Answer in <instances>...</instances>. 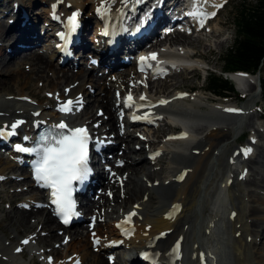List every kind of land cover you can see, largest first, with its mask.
<instances>
[{
    "label": "bare ground",
    "instance_id": "obj_1",
    "mask_svg": "<svg viewBox=\"0 0 264 264\" xmlns=\"http://www.w3.org/2000/svg\"><path fill=\"white\" fill-rule=\"evenodd\" d=\"M137 1L0 0V4L5 5L0 14V18L3 17L4 20L0 19V41L4 43L0 50L6 51L8 45L11 48L5 54L6 57L0 53V130L5 133L0 135V143L5 142L4 145L0 144V177L3 178L0 179V188L11 185L14 188H11V193L15 194L9 195L8 189L3 196L11 201L6 204L5 210L14 211L8 214L6 221H0V264H105L106 256L109 260L112 255L113 246L110 245L118 243L124 244L125 248L117 250L116 264H151L150 261H154L153 264H264V164L260 166L256 162L260 157L264 158V149L259 150L264 147V113L258 111L263 98L260 91L262 75L233 73V78L239 85V93L245 99L237 93L219 95L221 97L207 96L205 91L208 88L205 85H202L206 87L202 95L194 94L201 86H192L195 90L191 93H173V90L170 93L164 89L156 91L155 85L151 88L155 87L151 93L158 95H151L149 89L152 81L144 83V75L137 74L135 63L120 73L117 71L122 66L116 65L112 74L107 72L108 62L115 59V63H118L117 57L105 54L103 61L99 59L96 66L90 61L98 57L87 53L84 56L87 58L85 64H82V60L78 63L81 47L90 40L93 46L100 45L96 41L98 36H92L95 30L89 31L90 23L97 24L95 19L107 14L115 16L121 11H129ZM173 1L165 0V14L171 12L182 22L179 20L170 27L169 34L162 35L157 29L148 42L152 43V48L162 58L171 57L164 50L158 49L163 46L162 42L166 48L171 45L184 64L183 67L172 70L171 72L178 73L171 74L166 81L173 76L197 72V75L187 77L192 80L198 78L200 73L192 64H196L198 60L201 66L207 65L202 64L206 62L203 58L199 59L192 49L197 39L201 37L203 40L205 31L196 27L192 34L189 30L184 33L183 21L186 18L181 10L176 11L182 0H176V5L172 4ZM202 1L204 7L212 12L216 13L222 8L213 5L223 3V0ZM224 5L225 3L223 7ZM72 12H77V28L82 40L75 49V61L61 65L59 61H55V57L58 58L55 50H50L47 45L44 48H34L50 37L53 18L66 16L68 13L70 16ZM219 25L217 32H221L223 26ZM162 26L163 20L158 22V28ZM214 29L206 31L210 32L211 38H215ZM166 39H173L174 43H166ZM20 40L26 46L23 48L24 52L19 53L16 58L14 48L16 49L15 44ZM182 41L184 45L178 44ZM22 62L31 69L29 75L22 71ZM156 63L160 64L161 60ZM72 68L81 70L73 72ZM98 68L101 69L100 76L91 77V81H96L98 86L88 85V76ZM12 70L18 73L16 77L11 76ZM47 71L50 76H46ZM160 71L161 68L157 67L153 78L160 76ZM140 80L143 83L140 84ZM31 82L39 83V88L46 90V95L40 96L41 99L33 98L31 95L35 93L27 91ZM160 86L158 84V88ZM67 87H70L69 91L63 90ZM131 87H139L142 91L134 94L130 92ZM110 91L113 94L108 99ZM129 95L132 97L131 102L127 100ZM141 96L146 99L141 100ZM44 98L51 100L45 103ZM161 100L167 103L161 104ZM68 101H72L71 115L61 110V106L67 105ZM127 103H132L129 113L144 105L143 110L137 114L143 117L150 128H129L126 120H119V116H125ZM225 109H237L238 112ZM135 114L136 112L132 113ZM173 118L176 122L172 126L168 122ZM251 119H255V124L249 126ZM17 121L23 123L13 129L11 125ZM42 121L57 125L64 122L68 128H86L100 142L106 143L103 146L106 149L103 153L106 160L109 159L108 155L112 156L116 152L111 163H105L106 166L111 165V170L97 173L95 185L90 188L97 193L98 199L89 195L87 205L81 208L88 226L84 224L73 230L64 229L62 235L57 234L58 230L63 229L62 226L53 212L45 206V194L31 189L35 185L30 179V172L27 169L22 172L23 168L16 161H12L11 157L5 158L4 153L2 154L3 151L9 152L6 149L20 142L15 137L20 139L23 131ZM121 124H126V129L122 130ZM245 128L248 130L243 134ZM246 134L251 138L245 147L239 148L238 140ZM134 139L140 143H135ZM129 141L133 144H129ZM136 155L139 157H135ZM166 161L167 165L163 166ZM119 162H124V166L118 167ZM139 168L143 169L141 176ZM130 170H139V176H133L134 173ZM112 171L116 174L110 176ZM181 176L183 179H179ZM146 177L151 179V183L144 182ZM28 178L30 182L23 181ZM120 181L124 183L123 187ZM251 188H254L253 192ZM107 190L114 195L113 198L123 202L117 207L118 212L113 217L109 213L113 212L109 210L112 208L109 206L110 202L113 201ZM147 194L149 200L145 197ZM105 197H108V201ZM102 199L103 204L100 203ZM112 206L116 204L113 203ZM133 212L136 232L125 238L117 225ZM28 213H38L31 221L33 225L30 224ZM92 217H96V228L92 230L95 238L90 242ZM113 218L115 222L112 221ZM108 219L110 221L105 224ZM45 220L48 222L45 223ZM111 221L109 231L103 232ZM42 225L48 232H42ZM20 228L25 229L19 232ZM36 232H41L42 238L50 239H41L37 244L34 240ZM11 235L13 236L10 237ZM80 236L88 241H78ZM24 240L29 243H22ZM64 240L67 243L64 244ZM97 240L99 244L95 246ZM52 243L57 254L44 246ZM177 245L179 248L175 250ZM17 248H22L27 254H17ZM84 252L86 254L82 255ZM142 254L145 255L140 257Z\"/></svg>",
    "mask_w": 264,
    "mask_h": 264
},
{
    "label": "rangeland",
    "instance_id": "obj_2",
    "mask_svg": "<svg viewBox=\"0 0 264 264\" xmlns=\"http://www.w3.org/2000/svg\"><path fill=\"white\" fill-rule=\"evenodd\" d=\"M84 1H86V0H84ZM22 3H24L23 1H21ZM256 2V0H248L247 2H244V0H226V3H225V5H224V7H222L221 8V10H220V13H219V16H218V19H216V20H214V22L210 25V27L208 28V29H210V31H212V29H214V31H213V34H214V36L213 37H215V38H211L210 37V32H206L205 31V33H204V37H203V40H202V38L200 37V39H197L198 41H196V42H194L193 43V53L194 54H196L197 56H198V58L200 59V58H203L204 59V61L206 62V63H202V64H207L208 65V67H209V69H210V71H208V73H206V72H200L199 73V77L198 78H195V79H192V80H190L189 78H187V77H189L190 75H197V72H192V73H190V74H188V75H185V74H181V75H179V76H173V77H171V79H173L172 81H171V79L170 80H167L166 81V79H164V78H154V79H152L151 81H152V83L150 84L151 85V87H150V89H149V93L151 94V95H158V94H154V93H151L154 89H155V87H154V89H152L151 90V88L155 85V86H157L156 87V91H158V90H163L164 89V91L165 92H170V93H172V90L174 91L173 93H177L178 91H182V92H185V93H191L193 90H195V88H192V86H196V87H199V86H201L199 89H196L197 90V92H195L194 94H197V95H202V92L203 91H205L206 90V87L205 86H207L208 87V85H207V83H208V79L210 78V77H212V76H216V77H219V76H222V69H223V67H224V64H223V60H224V57H225V54H226V52H227V50L228 49H230L231 48V46H232V44L234 43V40H235V38H236V30H235V26H234V22H233V15L237 12V9L238 8H247L248 6H249V3H255ZM38 3H41V2H38ZM89 3H90V1H89ZM36 7V6H35ZM34 7V8H35ZM41 7H44L43 5H41ZM3 8H5V5H2V4H0V14H2V12H1V10L3 9ZM24 8H25V6H24ZM33 8V9H34ZM40 12V11H39ZM26 16V15H25ZM42 16V15H41ZM0 19H2V21H4L3 20V17L2 18H0ZM7 22V21H6ZM219 24H223V26L221 27V29H220V31L221 32H217L218 30H219V27H220V25ZM216 26V27H215ZM217 26H218V28H217ZM38 27H40V25H38ZM37 28V27H36ZM216 30V31H215ZM10 31V30H9ZM49 32H52V30H49ZM50 35H52V33L50 34ZM5 36V35H4ZM3 36V37H4ZM1 37V36H0ZM9 40V39H8ZM44 41L45 40H42L40 43H38V44H36L37 46H35V48L34 49H37V48H41V47H43L44 48V45H43V43H44ZM19 42H21V40L20 41H18L16 44H15V47H16V49L14 48V50H15V57L17 58L21 53H23L24 52V50H23V48H24V46H26V45H22V44H24V43H19ZM172 43L173 42V39H172V41H171V39L170 40H168V39H166V43ZM174 43V42H173ZM183 43V41L181 42V43H178V44H181V45H184V44H182ZM3 42H1L0 41V47L1 46H3ZM162 44L164 45V43L162 42ZM17 45V46H16ZM9 46V47H8ZM6 48H7V50L6 51H3V49H1L0 50V53H2V55L3 56H5L6 57V55L5 54H7V52H9L10 51V45H8ZM5 47V46H4ZM158 47H159V45H158ZM40 53H44L43 51H39ZM20 53V54H19ZM203 53H206V54H203ZM47 57V56H46ZM86 59L87 58H84L83 59V61H82V64H85L84 62H86ZM7 60H9V56H8V58H7ZM25 64V62H22V64H21V69H22V71L24 72V73H26L27 75H29L30 74V70L28 69V65H24ZM196 64L198 65V66H201V62H198V60H196ZM128 68H130V67H124L122 70H120V71H118V73H120L121 71H123V70H127ZM59 70V69H58ZM64 70V69H63ZM65 70H68V69H65ZM64 70V71H65ZM81 70V68L80 69H76V68H72L71 69V71H73V72H79ZM113 73V72H112ZM112 73H110V74H112ZM173 74H175V73H178V71H174V72H172ZM17 74L18 73H16V71H14V70H12V72H11V76L12 77H16L17 76ZM100 74H101V69H97L96 71H92L91 73H90V75L88 76V80H90L89 82H88V85L89 84H92V85H96V86H98L97 85V83H96V81H91V77H93V76H100ZM60 75H62V73L60 74ZM261 75H262V83L264 82V68H263V70H262V73H261ZM46 76H50V72L49 71H47V74H46ZM0 78H2V74H0ZM35 77H33V79H34ZM32 78L30 79V80H33ZM166 81V82H165ZM140 83L142 82V80H140L139 81ZM165 82V83H164ZM33 83V84H32ZM158 84H160L161 86L158 88ZM174 84H176L177 86H175V87H173L172 85H174ZM202 85H205V86H202ZM31 88H30V87ZM68 86V85H67ZM61 87H62V85H61ZM30 88V89H29ZM59 89H61L60 87H59ZM69 89H70V87H67V88H65V89H63V90H65V91H69ZM131 89V91L130 92H134V94L135 93H139L140 91H142L139 87L137 88V89H134V87H131L130 88ZM133 89V90H132ZM89 90V89H88ZM95 90L97 91V88H95ZM191 90V91H190ZM28 92H34L35 93V95H31L33 98H38V99H41V97L40 96H44V95H46V90L44 91V90H41L40 88H39V83H34V82H31V83H29L28 84V90H27ZM117 93V92H116ZM236 93L238 94V95H241L239 92H237L236 91ZM112 94H113V92H109L108 93V95H109V98L108 99H110L111 97H112ZM159 94H162V93H159ZM205 94L207 95V96H214L213 94H212V92H209V90L207 89L206 91H205ZM227 94H232V93H227ZM81 96V95H80ZM88 96V95H87ZM88 98H90V97H88ZM94 98H96V97H93V99ZM45 100V103H47L48 101H50L51 99H46V98H44ZM92 99V98H91ZM29 101H31V99L29 98ZM112 103H113V101L111 102V105H112ZM263 109V110H262ZM44 110L46 111V112H48L47 111V109L46 108H44ZM84 110H86V109H84ZM92 111H95V110H92ZM258 111L259 112H261V113H264V99L262 98V100H261V102L259 103V109H258ZM83 115V114H82ZM105 116V118H106V115H104ZM114 117L116 118V112H114ZM253 121V122H252ZM255 124V119L254 120H252L251 119V121H250V124H249V126L251 125V124ZM107 125H109V126H111L112 124H107ZM248 126V127H249ZM168 129H169V127H167ZM246 130H248V128H245V130H244V132H243V134H245V132H246ZM166 132H167V130H166ZM249 134V133H248ZM248 134H246L245 136H243L242 135V137L238 140V146H239V148H243V147H245L246 145H247V143L249 142V139L251 138V136H248ZM130 142V143H129ZM128 143L129 144H133V142H131V141H129ZM134 142L135 143H140L137 139H134ZM119 143V142H118ZM117 143V144H118ZM122 144H124V145H126V143L125 142H121ZM262 144L264 145V139L262 140ZM141 145L144 147V145H143V143H141ZM264 149V147H260L259 148V150L261 151V150H263ZM116 154V152H114V154L112 153V156L113 155H115ZM120 155H122V152H120ZM4 157H7V155L5 154V156ZM135 157H139V155H136ZM260 159V160H259ZM256 162L258 163V165H262V164H264L263 163V161H264V158L263 157H260ZM109 163H111V161L109 162ZM124 163V162H123ZM167 165V161L163 164V166H166ZM117 166H118V164H117ZM110 167V169H111V165L109 166ZM140 169V176H141V174H143V169H141V168H139ZM23 172H25V171H23ZM112 172H114V173H116L115 171H112ZM130 172H132V173H134V174H132L133 176H139V170L138 171H133V170H130ZM138 172V173H137ZM159 172H161V170L159 171ZM259 178V177H258ZM29 179V178H28ZM26 180V179H24L23 181L25 182V181H29L30 182V179L29 180ZM254 179V178H253ZM252 179V180H253ZM260 179V178H259ZM144 180V179H143ZM151 179H149V178H145V180H144V182L146 183V184H149V183H151V181H150ZM262 182H264V181H262ZM261 182V183H262ZM2 187V186H1ZM130 187L132 188L133 187V185H130ZM262 187V186H261ZM11 188L12 189H14L13 188V186H11V185H9V186H3L2 187V189L0 188V221H6L7 220V217H8V214L10 213V212H12V211H14V210H12V211H10V212H7L6 210H5V208H7V205L6 204H8L9 202H11V201H9V199L8 198H4L3 196L6 194V190H10V194L9 195H15L14 194V192L13 193H11ZM32 189V188H31ZM252 189L254 190V188H251V192H253L252 191ZM32 190H34V189H32ZM101 192V191H100ZM94 195H95V198L97 199V193H94ZM113 195V194H112ZM109 197H110V199H111V201H113V202H110V205L109 206H111L112 208L111 209H109V210H112L113 212H111V211H109V213L111 214V216L113 217L114 215H116V213L118 212V210H116L117 209V207L119 206V205H122L123 204V202L122 201H120L119 199H116V198H113V197H111L110 195H109ZM145 197H147L148 198V200H149V195L147 194V195H145ZM144 197V198H145ZM18 198H21V197H18ZM139 198H140V194H139ZM104 199H106L107 201H108V197H105ZM104 199H102V201L100 202L101 204H103L104 203ZM128 201H129V198L127 199ZM113 203H115L116 204V206H112V204ZM13 204H11V206H12ZM97 205V204H96ZM121 211H125V210H121ZM13 213V212H12ZM38 213H40V212H38ZM38 213H31V215H30V213H28L29 215H28V219L30 220V224L31 225H33L32 223H31V221H32V219H34L33 217H34V215L35 214H38ZM110 220L108 219L107 220V222L105 223V224H108V222H109ZM112 221H114V218H113V220ZM112 221L109 223L110 225L109 226H107V228H105V230L103 231V232H106L107 233V231H109V228H110V226H111V223H112ZM250 221V220H249ZM45 223H47L48 222V220H45L44 221ZM115 222V221H114ZM250 223V222H249ZM42 227H43V231L42 232H48L47 230L48 229H46L45 227H44V225H42ZM25 228H20L19 229V232L20 231H22V230H24ZM73 229H75V228H71L70 230H73ZM40 230V228H38L37 229V231H39ZM46 230V231H45ZM65 230L64 229H62V230H58L57 232V234H59V235H62V232H64ZM76 231H80V230H76ZM92 231V230H91ZM32 232H34V231H32ZM93 232V231H92ZM6 234H8V232H6ZM29 234H31V233H29ZM80 234V233H79ZM13 235H11L10 237H12ZM153 236V235H152ZM82 236H80V237H78V241H84V240H86L85 239V237L83 236V238H81ZM92 237H95V236H93V233H92V236H91V239H89V241L90 242H92L93 241V238ZM81 238V239H80ZM88 238V237H87ZM41 239H50V237H46V238H42V236H41V232H39V233H34V240L37 242V244L38 243H40V240ZM18 240V239H17ZM61 240V238H59V241ZM86 241H88V240H86ZM63 242H65V241H63ZM18 243V242H17ZM16 243V244H17ZM15 244V245H16ZM44 246H45V248L46 249H48V248H51V252L53 253V254H57L58 253V251L57 250H55L53 247H54V243H52V245H47V244H44ZM125 248V245L124 244H117L116 246H113L112 247V254L115 256V254H117V250H119V249H124ZM92 249V248H91ZM93 250V249H92ZM85 251V250H84ZM22 253L23 254H27V251H22ZM94 254H96L95 252H93ZM52 254V255H53ZM84 254H86V252H84L82 255H84ZM54 256V255H53ZM88 255H85V257H87ZM108 262V264H111V261H109L108 260V257L106 256V258H105V264Z\"/></svg>",
    "mask_w": 264,
    "mask_h": 264
},
{
    "label": "snow or ice",
    "instance_id": "obj_3",
    "mask_svg": "<svg viewBox=\"0 0 264 264\" xmlns=\"http://www.w3.org/2000/svg\"><path fill=\"white\" fill-rule=\"evenodd\" d=\"M223 3L213 5L216 8L223 7ZM193 15H200L204 17L206 15L215 16L216 13H193ZM72 22L75 23V17L72 18ZM201 26H203L204 20H200ZM152 58L155 59V54H152ZM144 59V58H142ZM146 99L141 96V100ZM129 102L132 101L131 95L127 98ZM72 101H68L67 105H71ZM161 104L167 103V101H160ZM126 106L131 107L132 103H127ZM144 105H140L143 107ZM62 111H69L67 106L62 107ZM225 111L234 112L237 109H225ZM134 119H142L143 117L134 116ZM23 121H17L11 125L15 129ZM61 130L66 129L68 126L61 122L54 126ZM9 135L13 133H8ZM0 135H4L3 130H0ZM186 135V134H185ZM89 136L87 129L84 127L69 129V134L65 135L63 131L52 135L51 133L46 136H41L37 142V147L32 149H22L23 151L35 152L38 159L35 161V178L38 181H43V186L51 189L52 203L57 205L58 213L64 217V223H68V219L72 215L74 208V202L72 200V184L73 181H83L88 173L87 167V142ZM45 141H48L45 143ZM247 151H250L247 150ZM0 179H3L0 177ZM183 179V176L179 177ZM135 213H129V219ZM163 235V234H161ZM67 242V241H65ZM98 243L99 241H95ZM22 243H29L28 240L22 241ZM179 245H177V248ZM20 251L19 248L16 249Z\"/></svg>",
    "mask_w": 264,
    "mask_h": 264
},
{
    "label": "trees",
    "instance_id": "obj_4",
    "mask_svg": "<svg viewBox=\"0 0 264 264\" xmlns=\"http://www.w3.org/2000/svg\"><path fill=\"white\" fill-rule=\"evenodd\" d=\"M233 22L236 38L225 54L224 70L256 75L264 68V0L249 3L247 8H238ZM207 85L213 94L235 93L233 83L223 75L210 77Z\"/></svg>",
    "mask_w": 264,
    "mask_h": 264
}]
</instances>
